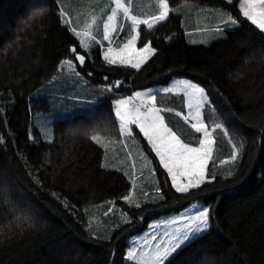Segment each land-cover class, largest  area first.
Instances as JSON below:
<instances>
[{
  "label": "trees",
  "instance_id": "trees-1",
  "mask_svg": "<svg viewBox=\"0 0 264 264\" xmlns=\"http://www.w3.org/2000/svg\"><path fill=\"white\" fill-rule=\"evenodd\" d=\"M39 3L46 13L29 21L37 0H0V137L6 141L0 144V192L8 194L0 196V264H135L125 257L134 242L150 239V226L180 219L196 207L210 209L209 232L166 264H264V34L242 16L238 0H168L165 22L152 30L141 26L137 47L151 42L156 53L138 70L108 65L99 46L85 65L74 61L92 86L122 85L85 111L57 120L51 142L36 124L51 111L41 92L61 62L72 59L70 49L78 41L61 23L56 0ZM181 5L226 9L239 27L209 45H194L176 11ZM185 80L205 89L210 105L203 119L209 131L222 125L213 131L206 166V174L215 173L216 179L177 193L134 129L153 162L163 199L131 207L123 199L132 191L130 178L107 168L105 148L89 137L102 129V138H121L114 101L153 90L159 92V107L174 110L162 113L169 127L196 146L202 134L183 119L189 110L179 84ZM167 88L173 92H164ZM241 144L232 161L233 145ZM108 201L121 205L131 219L104 240L93 234L92 216L96 205Z\"/></svg>",
  "mask_w": 264,
  "mask_h": 264
},
{
  "label": "snow or ice",
  "instance_id": "snow-or-ice-1",
  "mask_svg": "<svg viewBox=\"0 0 264 264\" xmlns=\"http://www.w3.org/2000/svg\"><path fill=\"white\" fill-rule=\"evenodd\" d=\"M157 5V14L141 18V15L133 11L135 0H110L99 14L94 10L89 14V21L82 26L77 22L73 25V16L64 10L62 0H56L59 7V16L61 23L68 26L73 36L77 38L78 45L70 49L72 59H65L61 62V67H67L75 72L77 63L79 66L86 64L91 58L92 49L99 46L103 48V60L108 65H120L130 67L131 69H140L146 61L156 53V49L151 46V42L143 43V47H137L138 42H142L141 26H146L144 30H152L162 22H165L169 16L170 6L168 0H155ZM226 3H234L236 0H225ZM239 11L247 21L264 34V0H238ZM47 11L45 5L37 0L35 10L28 17L31 21L34 17H42ZM227 15L225 25L231 24L239 27V22L230 14ZM78 21V15H77ZM224 29L217 28L215 31L222 32ZM123 39L117 44V40ZM99 36V38H98ZM107 42V47H104ZM79 49V51H78ZM79 75V73H76ZM121 81H115L107 85L103 91L111 92L115 88L121 87ZM166 93H172V88L164 90ZM179 92L186 98L188 115L176 111V116H182L186 122H190L194 133L202 134V137L196 138V146L186 143L178 131L169 127L165 116V111H174L173 109H164L157 105V95L159 92L149 90L146 93L136 92L133 96L116 99L113 103V114L118 123V132L122 140L106 141L102 139L100 131L93 129L90 139L107 149L109 144L120 143L122 147L128 148V155L131 156L132 148L128 141L133 145L136 143L134 129H138L136 135H142L150 146L159 165L166 170L170 177L171 186L177 193H188L191 189H198L206 182L216 179L215 173L206 174V166L212 155L211 145L214 143L213 131L222 129L220 123H215L212 131H209L205 120L203 119V110L210 105V100L203 87L197 86L190 81H181ZM95 119V116L92 117ZM227 136V131H224ZM49 142H51V133H48ZM6 143L0 137V144ZM243 148L233 145L231 160L236 161L240 156V150ZM138 151V149H137ZM141 157L147 161V156L141 153ZM223 163V162H222ZM135 169V164L132 165ZM135 175V172H133ZM232 172L228 173L231 176ZM37 183L39 181L37 180ZM135 184V180H133ZM159 192V189H157ZM6 192H0V196L7 197ZM53 195H56L53 193ZM163 198L162 195L159 196ZM129 205L140 208L141 204L134 200L132 195L123 197ZM108 211H111L109 208ZM107 215V213H105ZM126 215V214H125ZM130 222V221H129ZM153 232L149 234L150 239H144L142 242H134L133 247L127 253L125 259L135 261V264H166V261L177 253L202 239L211 228V216L209 208L196 207L194 213L185 212L180 219H172L150 226ZM91 230V229H89ZM159 231V236L156 232ZM107 239H111L110 236ZM159 240L158 243H154ZM147 247L148 251L138 252L137 249Z\"/></svg>",
  "mask_w": 264,
  "mask_h": 264
},
{
  "label": "rangeland",
  "instance_id": "rangeland-1",
  "mask_svg": "<svg viewBox=\"0 0 264 264\" xmlns=\"http://www.w3.org/2000/svg\"><path fill=\"white\" fill-rule=\"evenodd\" d=\"M62 2L64 7L66 4L70 7V10L65 11L73 16V25H76L78 22L80 26L86 21H89V14L92 13L93 10L95 14H99L106 5V0H94V4H91L90 6H88L87 3L79 4L75 0H65ZM223 10L226 14H230L235 20H237L228 10ZM77 15L78 21L76 18ZM226 20L227 18L221 22L222 29L224 30L218 32L219 37L221 36L220 34L224 35L227 30H232L234 27L231 24L226 26ZM215 30L214 32H217ZM216 38L218 37L216 36ZM76 73H79V75ZM105 87L106 86H95L94 84L92 86L77 68L75 69V72H73L67 67H60L59 73L41 92L43 95H47L49 108H51V111L45 115H40L41 117H38L36 121V124L44 133L46 140L49 141L48 133H51V140L53 139V128L57 120L68 118L76 113L85 111L88 109L90 102L108 96L109 93L103 91ZM135 138V145H133L131 141L127 142L129 147L133 149L131 156L128 155V148L122 147L120 143L109 144L107 149H105V166L112 170L124 172L130 178L132 184L133 180H135V184H133L130 194L133 199L138 201L142 206L145 203H155L162 200L163 198L160 199L159 196H163V194L159 186L153 162L143 149L140 140L137 137ZM102 139L119 142L122 140V137L115 139ZM141 153L144 156H147V161L141 157ZM133 163L135 164V169L132 167ZM133 172H135V175H133ZM157 189H159V192H157ZM124 202L129 205L127 201L124 200ZM109 208H111V211H108ZM95 210L96 211L92 216V222L95 223L93 234L104 240H110L107 239V237H112L116 230L125 225L131 219L127 211L114 201H108L96 205ZM105 213H107V215H105Z\"/></svg>",
  "mask_w": 264,
  "mask_h": 264
},
{
  "label": "crops",
  "instance_id": "crops-1",
  "mask_svg": "<svg viewBox=\"0 0 264 264\" xmlns=\"http://www.w3.org/2000/svg\"><path fill=\"white\" fill-rule=\"evenodd\" d=\"M75 1L79 4L87 3L88 6L94 4V0ZM109 2L110 0H106V5H108ZM64 8H66L64 10H70L68 4H66ZM133 11L141 15H154L157 13L158 9L155 0H135ZM176 11L181 14L183 18L184 30L188 40L192 44L208 45L224 37L225 34H220L221 36L219 37L218 32H214L217 28H223L221 22L227 18V15H225L226 12H224L222 8L181 5L177 7ZM234 28L236 27H233V29ZM216 36L218 38H216ZM122 39L123 33L121 34V40H117L116 43H121ZM104 47L106 48L107 46L104 44ZM101 49L103 50V48Z\"/></svg>",
  "mask_w": 264,
  "mask_h": 264
}]
</instances>
